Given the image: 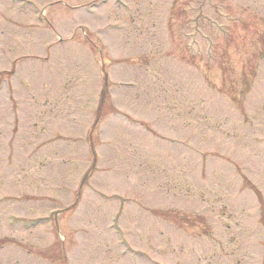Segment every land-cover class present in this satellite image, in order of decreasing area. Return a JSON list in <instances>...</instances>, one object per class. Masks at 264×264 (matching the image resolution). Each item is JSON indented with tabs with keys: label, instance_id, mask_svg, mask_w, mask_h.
Returning <instances> with one entry per match:
<instances>
[{
	"label": "rangeland",
	"instance_id": "rangeland-1",
	"mask_svg": "<svg viewBox=\"0 0 264 264\" xmlns=\"http://www.w3.org/2000/svg\"><path fill=\"white\" fill-rule=\"evenodd\" d=\"M0 264H264V0H0Z\"/></svg>",
	"mask_w": 264,
	"mask_h": 264
}]
</instances>
